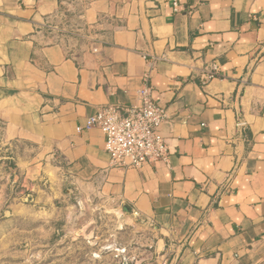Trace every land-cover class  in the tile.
<instances>
[{
	"label": "crops",
	"instance_id": "crops-1",
	"mask_svg": "<svg viewBox=\"0 0 264 264\" xmlns=\"http://www.w3.org/2000/svg\"><path fill=\"white\" fill-rule=\"evenodd\" d=\"M145 71L167 162L110 166L76 127ZM0 150L38 201L76 183L143 223L151 264H264V0H0Z\"/></svg>",
	"mask_w": 264,
	"mask_h": 264
},
{
	"label": "rangeland",
	"instance_id": "rangeland-1",
	"mask_svg": "<svg viewBox=\"0 0 264 264\" xmlns=\"http://www.w3.org/2000/svg\"><path fill=\"white\" fill-rule=\"evenodd\" d=\"M11 161L0 150V264L153 262L143 223L76 183L38 201Z\"/></svg>",
	"mask_w": 264,
	"mask_h": 264
},
{
	"label": "built area",
	"instance_id": "built-area-1",
	"mask_svg": "<svg viewBox=\"0 0 264 264\" xmlns=\"http://www.w3.org/2000/svg\"><path fill=\"white\" fill-rule=\"evenodd\" d=\"M173 7L177 10L176 1H173ZM92 50L97 51L96 48ZM217 71V65L213 64L202 74L203 81L214 78ZM149 79L150 73L145 71L132 102L99 106L85 119L83 126L76 127L77 131L93 127L101 131L110 166L139 169L156 161L167 162L169 148L161 133L167 112L154 101ZM133 214L138 215L137 212Z\"/></svg>",
	"mask_w": 264,
	"mask_h": 264
}]
</instances>
